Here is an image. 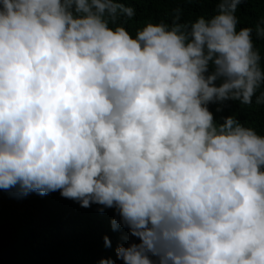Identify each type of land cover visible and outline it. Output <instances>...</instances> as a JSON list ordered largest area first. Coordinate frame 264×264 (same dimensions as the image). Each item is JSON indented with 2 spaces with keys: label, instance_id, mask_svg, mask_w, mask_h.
Instances as JSON below:
<instances>
[{
  "label": "clouds",
  "instance_id": "clouds-1",
  "mask_svg": "<svg viewBox=\"0 0 264 264\" xmlns=\"http://www.w3.org/2000/svg\"><path fill=\"white\" fill-rule=\"evenodd\" d=\"M241 4L132 33L126 0H0V188L113 208L123 264H264V133L208 107L264 105Z\"/></svg>",
  "mask_w": 264,
  "mask_h": 264
},
{
  "label": "trees",
  "instance_id": "trees-1",
  "mask_svg": "<svg viewBox=\"0 0 264 264\" xmlns=\"http://www.w3.org/2000/svg\"><path fill=\"white\" fill-rule=\"evenodd\" d=\"M135 9L133 18L125 22L134 33L146 20L170 21L180 11L184 21L194 20L215 10L216 0H126ZM240 25L254 24L264 16V0H242L237 11ZM254 46L264 57V39L253 33ZM214 118L232 112L258 132L264 133V105L253 102L242 105L226 101L221 111L209 103ZM103 208V211L99 209ZM113 208L96 203L84 207L78 201L60 195L59 190L44 195L29 192L16 196L11 190L0 188V264H100L101 258L111 257L116 264L114 248L126 242L127 229H113ZM107 235L111 247H106ZM135 239L134 237H130Z\"/></svg>",
  "mask_w": 264,
  "mask_h": 264
}]
</instances>
